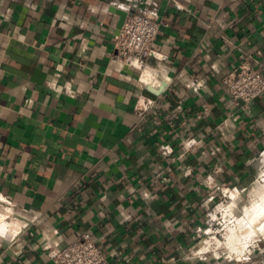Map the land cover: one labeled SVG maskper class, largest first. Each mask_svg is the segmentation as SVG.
I'll return each mask as SVG.
<instances>
[{"label": "crops", "instance_id": "0c3cea01", "mask_svg": "<svg viewBox=\"0 0 264 264\" xmlns=\"http://www.w3.org/2000/svg\"><path fill=\"white\" fill-rule=\"evenodd\" d=\"M117 10L163 22L141 69ZM243 61L264 77V0H0V214L22 222L0 264L84 233L112 264H264V243L211 249L264 176V93L223 84Z\"/></svg>", "mask_w": 264, "mask_h": 264}, {"label": "built area", "instance_id": "2783aa9c", "mask_svg": "<svg viewBox=\"0 0 264 264\" xmlns=\"http://www.w3.org/2000/svg\"><path fill=\"white\" fill-rule=\"evenodd\" d=\"M162 23L155 15L146 11L128 14L116 38L117 59L141 69L145 59L153 52V44ZM223 84L236 101L245 103L264 93L262 73L258 68L249 64L248 61L241 62L235 69L230 71L223 78ZM156 103L154 99L140 100L137 110L140 115L144 116L155 107ZM211 198L213 197H209V199ZM219 213L223 222L227 217L231 221L235 218L234 210L229 206ZM215 234L213 238L216 237ZM47 255L55 264H112L103 249L89 233H84L63 248L50 247L47 250Z\"/></svg>", "mask_w": 264, "mask_h": 264}, {"label": "rangeland", "instance_id": "374dc122", "mask_svg": "<svg viewBox=\"0 0 264 264\" xmlns=\"http://www.w3.org/2000/svg\"><path fill=\"white\" fill-rule=\"evenodd\" d=\"M264 200V176L262 177V179L259 180V182L257 183V189L256 192H254V194L250 197H247L245 199V202L241 205L240 210H236L234 211V216L235 218L231 219L230 218H226L224 220V222H222L223 227L217 225L216 227L219 228L218 233H214L216 235V237L214 238V240L211 241V249L212 248H217L223 250V252L227 253V254H231L234 256L237 255H241V254H236L235 252L232 251L233 245H236V247H239L240 244H242L243 242L240 241L243 239L244 241V237L246 232V228H244L242 225H240L239 223L241 222L240 220L245 216L244 212L246 211V208L248 209V207H251L253 204H257L259 202V200ZM260 200V201H261ZM261 210V211H260ZM264 208L261 206V208H259L257 210V214L259 215V218H261V216H264ZM246 220V222H248L247 217H245V219H243V221ZM239 222V223H238ZM245 223V221H244ZM259 235H252V236H247L245 239H249L247 241H249V243H247V246L245 248V252L248 251V249H251L253 245H258L260 243H264V238L263 237H258ZM258 238V240H256ZM237 240H239L238 243ZM236 242L235 244L232 242ZM231 242V243H230ZM233 243V244H232Z\"/></svg>", "mask_w": 264, "mask_h": 264}, {"label": "bare ground", "instance_id": "6f19581e", "mask_svg": "<svg viewBox=\"0 0 264 264\" xmlns=\"http://www.w3.org/2000/svg\"><path fill=\"white\" fill-rule=\"evenodd\" d=\"M261 200V199H260ZM257 204H253L251 207H248V209L246 208V211L244 212V217L240 220L241 222L239 223L240 225H242L244 228H246V234L244 237V241L243 239L240 240L243 243L239 245V247H236V245H233L232 251L235 252L236 254H241L244 253L245 248L248 247L247 243H249V239H245L247 236H252V235H259L260 237L264 238V216L261 218H259V215L257 214V210L259 208H261V206L264 208V200L260 201ZM261 211V210H260ZM264 213V211H263ZM10 216V212L8 210H4L2 211V213L0 214V229L2 230V232H10V233H17L18 231H20V229L22 228V222L20 221H13V222H9L7 220V218ZM245 217H247L248 222L243 221V219H245ZM258 236V237H259ZM258 240V238L256 239ZM234 244L236 242L232 241ZM238 243L239 240H237ZM231 243V242H230ZM232 243V244H233ZM238 257V256H237Z\"/></svg>", "mask_w": 264, "mask_h": 264}, {"label": "water", "instance_id": "95a60500", "mask_svg": "<svg viewBox=\"0 0 264 264\" xmlns=\"http://www.w3.org/2000/svg\"><path fill=\"white\" fill-rule=\"evenodd\" d=\"M117 13L119 14V20H118L117 28H118V32H120V29L122 28L124 21H125L127 15L129 13L126 10H121V11L117 10Z\"/></svg>", "mask_w": 264, "mask_h": 264}]
</instances>
